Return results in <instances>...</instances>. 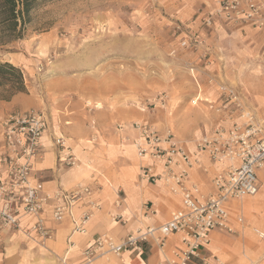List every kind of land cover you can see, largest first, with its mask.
Returning a JSON list of instances; mask_svg holds the SVG:
<instances>
[{
    "label": "rangeland",
    "instance_id": "obj_1",
    "mask_svg": "<svg viewBox=\"0 0 264 264\" xmlns=\"http://www.w3.org/2000/svg\"><path fill=\"white\" fill-rule=\"evenodd\" d=\"M4 4L0 62L22 71L26 94L41 102V108L33 109L44 110L58 123L57 133L64 135L77 159L76 166L64 169L128 176L135 170L138 183L149 184L139 176L142 161L127 152H136L131 125L149 123L162 135L171 132L185 148L192 144L195 151L200 138L216 126L245 122L241 108L226 100L222 87L234 89L244 111L254 113L264 126V37L218 21L206 28L201 16L210 10V0H34L26 23L17 25L4 21ZM190 33L202 42L197 48L181 45ZM206 160L202 171L208 168L209 175ZM86 181L74 188L86 186ZM117 193L114 223L115 216L124 214L121 188ZM245 201L258 204L248 209L241 206ZM237 203L240 207L231 213L235 232L223 234L227 255L210 262L264 264V184L256 196ZM147 205L152 206L143 203L142 217ZM4 245L0 264L8 261ZM68 247L55 264H64ZM75 248L67 263L76 264L70 259Z\"/></svg>",
    "mask_w": 264,
    "mask_h": 264
},
{
    "label": "built area",
    "instance_id": "obj_2",
    "mask_svg": "<svg viewBox=\"0 0 264 264\" xmlns=\"http://www.w3.org/2000/svg\"><path fill=\"white\" fill-rule=\"evenodd\" d=\"M217 21L264 29V2L262 0H212V7L201 16L206 28H213ZM202 42L195 34L183 39V48H197ZM226 100L242 112L244 124H233L229 128L216 126L198 141L195 151L188 152L171 132L162 135L149 123L135 122L131 125L136 133L132 145L142 161L140 178L149 184H163L169 192L181 199L182 207L174 210L170 219L161 226H147L135 230L121 241L108 235L98 236L82 252L83 264L92 262L106 253L121 256L131 248L140 249L143 243H153L161 248L173 235L180 240V247L171 251L164 264H191L210 244V234L221 232L233 234L227 204L233 200L256 196L264 183V126L254 113L244 111L241 99L234 89L222 87ZM199 98L192 101L197 105ZM50 116L44 110L15 111L2 123L0 137V232L19 230L24 217H33L29 234L50 239L51 231L42 217L47 206L53 203V219L63 222L70 218L75 233L84 234L90 219L100 209L92 198V190L78 185L71 191L57 188L46 190L41 178L33 174V164L45 152L44 135ZM58 149L57 162L60 167L76 166L77 159L67 146L63 135L52 138ZM222 165L225 169L211 179L212 191L205 193L190 179V172L202 167L204 159ZM208 174V168H203ZM84 198L87 207L80 216L74 217V208ZM119 201L117 206L119 207ZM144 217L153 220L157 213L149 205ZM114 221L126 225L124 214ZM242 222V219L239 220ZM68 255L75 243L68 241ZM212 264L209 258L201 259ZM219 263V260L215 261Z\"/></svg>",
    "mask_w": 264,
    "mask_h": 264
},
{
    "label": "crops",
    "instance_id": "obj_3",
    "mask_svg": "<svg viewBox=\"0 0 264 264\" xmlns=\"http://www.w3.org/2000/svg\"><path fill=\"white\" fill-rule=\"evenodd\" d=\"M210 7H212V0H210ZM197 21L194 22L193 26L197 25ZM218 22L231 28L237 27L238 30L245 31V34H249L248 32H250L251 34L255 33L256 36L260 35V37H264V29L256 30L223 21ZM34 107L41 108V102L34 98L32 94L28 93H19L10 101H0V137L3 129L2 123L5 118L15 111H28ZM53 120L50 116L44 135L46 149L42 156L35 160L33 174L37 178L42 179L44 188L49 191H54L59 187L71 191L80 181L87 179L86 186L92 190L94 195L92 198L102 204V210L95 213L90 219L86 227V232L79 234L73 231L74 225L70 218L60 223L54 221V205L53 203L50 204L45 208L42 215L45 226L52 234V237L46 240L34 233H28L34 223V218L24 217L21 220L19 230L9 232L8 230H2L0 232V248L5 244V255H8L7 264H55L56 258L58 256L60 257L66 250L69 240L74 242L76 247H74L75 250L72 251L70 259L76 264H83L84 258L81 252L89 247L98 236L109 235L121 241L139 228L163 225L170 219V215L174 210L182 207L181 199L172 195L163 184L150 185L138 183V175L135 170L130 172V176H128L123 172L113 174L112 172L103 170L99 172L95 170L84 171L82 167L77 169H64L66 167H60L57 162L58 149L52 143V138L63 134L57 133L58 123L54 124L55 122ZM51 123L52 127L50 126ZM186 148L189 152H192L194 146L187 143ZM127 152L134 160L138 158L134 149L128 148ZM112 153L115 157H120L119 154L121 152L119 150H113ZM109 155L112 159V154ZM205 165L210 167L211 173L209 175L203 173L202 167H196L191 171L190 179L197 183L205 193H208L212 191V175L221 172L226 168L228 163L217 165L210 160H206ZM110 180H112V183ZM118 188H121L123 191V203L120 210L129 219L126 225L114 223L111 218V214L117 212L115 201L119 196L117 193ZM87 200V198L82 199L74 208L75 218L80 216L86 209ZM145 202H150L157 213L156 217L151 221L142 217V206ZM257 204V201H245L241 206L252 209ZM239 207L240 204L238 205L237 200L230 201L227 204L233 228L235 222H232L231 213H233L235 208ZM240 219L243 220V218L239 217L237 219L239 224L242 223L239 221ZM223 234L226 233L212 232L210 234L209 246L202 251L201 258L194 259L191 264H204L201 260L202 258H209L211 260L214 257H224L227 255V237ZM179 247V237L173 235L166 241L163 248L152 242L143 243L140 249L131 248L119 257L114 255L99 256L88 264H164L165 260L171 255V251ZM15 254L20 257L18 259L15 258Z\"/></svg>",
    "mask_w": 264,
    "mask_h": 264
},
{
    "label": "trees",
    "instance_id": "obj_4",
    "mask_svg": "<svg viewBox=\"0 0 264 264\" xmlns=\"http://www.w3.org/2000/svg\"><path fill=\"white\" fill-rule=\"evenodd\" d=\"M34 0H5L2 15L7 22L18 24L26 23V17ZM21 6V9L18 8ZM26 85L22 71L10 63L0 62V101H10L19 93H26Z\"/></svg>",
    "mask_w": 264,
    "mask_h": 264
}]
</instances>
